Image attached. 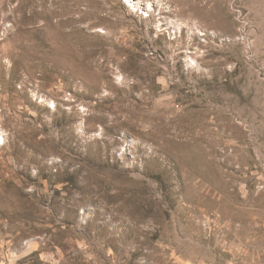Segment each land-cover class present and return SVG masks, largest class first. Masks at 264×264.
<instances>
[{"label":"rangeland","instance_id":"374dc122","mask_svg":"<svg viewBox=\"0 0 264 264\" xmlns=\"http://www.w3.org/2000/svg\"><path fill=\"white\" fill-rule=\"evenodd\" d=\"M0 264H264V0H0Z\"/></svg>","mask_w":264,"mask_h":264},{"label":"bare ground","instance_id":"6f19581e","mask_svg":"<svg viewBox=\"0 0 264 264\" xmlns=\"http://www.w3.org/2000/svg\"><path fill=\"white\" fill-rule=\"evenodd\" d=\"M48 24V23H47Z\"/></svg>","mask_w":264,"mask_h":264}]
</instances>
